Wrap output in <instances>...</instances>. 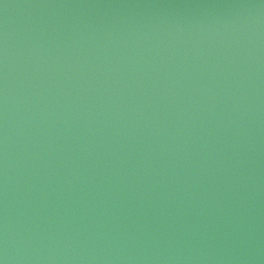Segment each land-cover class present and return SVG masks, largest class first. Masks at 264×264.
I'll list each match as a JSON object with an SVG mask.
<instances>
[{"label":"water","instance_id":"obj_1","mask_svg":"<svg viewBox=\"0 0 264 264\" xmlns=\"http://www.w3.org/2000/svg\"><path fill=\"white\" fill-rule=\"evenodd\" d=\"M3 264H264V0H0Z\"/></svg>","mask_w":264,"mask_h":264},{"label":"clouds","instance_id":"obj_2","mask_svg":"<svg viewBox=\"0 0 264 264\" xmlns=\"http://www.w3.org/2000/svg\"><path fill=\"white\" fill-rule=\"evenodd\" d=\"M0 264H3V262H2V261H0Z\"/></svg>","mask_w":264,"mask_h":264}]
</instances>
